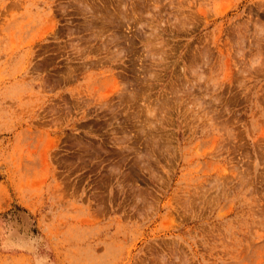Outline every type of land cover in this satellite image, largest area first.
Wrapping results in <instances>:
<instances>
[{"label": "rangeland", "instance_id": "rangeland-1", "mask_svg": "<svg viewBox=\"0 0 264 264\" xmlns=\"http://www.w3.org/2000/svg\"><path fill=\"white\" fill-rule=\"evenodd\" d=\"M0 264H264V0H0Z\"/></svg>", "mask_w": 264, "mask_h": 264}, {"label": "bare ground", "instance_id": "bare-ground-1", "mask_svg": "<svg viewBox=\"0 0 264 264\" xmlns=\"http://www.w3.org/2000/svg\"><path fill=\"white\" fill-rule=\"evenodd\" d=\"M129 94V93H128Z\"/></svg>", "mask_w": 264, "mask_h": 264}]
</instances>
